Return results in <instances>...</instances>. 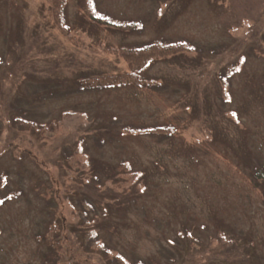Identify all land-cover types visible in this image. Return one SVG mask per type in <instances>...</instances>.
<instances>
[{
	"label": "rangeland",
	"instance_id": "374dc122",
	"mask_svg": "<svg viewBox=\"0 0 264 264\" xmlns=\"http://www.w3.org/2000/svg\"><path fill=\"white\" fill-rule=\"evenodd\" d=\"M93 1L141 29L0 0V264H264V0ZM154 39L191 46L83 85Z\"/></svg>",
	"mask_w": 264,
	"mask_h": 264
},
{
	"label": "trees",
	"instance_id": "16d2710c",
	"mask_svg": "<svg viewBox=\"0 0 264 264\" xmlns=\"http://www.w3.org/2000/svg\"><path fill=\"white\" fill-rule=\"evenodd\" d=\"M51 7V14L55 25L62 31L68 32V26L66 22V7L68 0H48ZM88 16L95 23L104 25L106 27L118 28L124 31H139L141 29V23L135 20H121L115 19L105 14L98 13L94 10V4L92 0H86L84 5ZM191 44L184 40H160L154 39L139 46H118L112 48L110 53L118 54L122 56L130 65V71L119 75L101 74L95 77H86L83 81V85L89 88H98L99 86L114 87L122 85H141L145 84L147 80L142 77L138 72L145 67L149 62L155 60L158 57H165L176 54L178 52H184L189 50ZM22 125L26 126L29 130H34L43 127L37 122L23 120ZM45 127V126H44ZM171 127H153L151 131L156 132H170ZM257 181L264 183V170L260 169L255 173ZM50 232V229L48 230ZM47 232V233H48ZM49 236V234H48ZM53 246V251L55 244Z\"/></svg>",
	"mask_w": 264,
	"mask_h": 264
},
{
	"label": "snow or ice",
	"instance_id": "6c2138e0",
	"mask_svg": "<svg viewBox=\"0 0 264 264\" xmlns=\"http://www.w3.org/2000/svg\"><path fill=\"white\" fill-rule=\"evenodd\" d=\"M233 115H235V113H233Z\"/></svg>",
	"mask_w": 264,
	"mask_h": 264
}]
</instances>
